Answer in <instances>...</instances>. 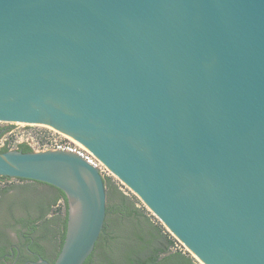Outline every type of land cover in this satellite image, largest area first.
Returning <instances> with one entry per match:
<instances>
[{"label":"water","instance_id":"95a60500","mask_svg":"<svg viewBox=\"0 0 264 264\" xmlns=\"http://www.w3.org/2000/svg\"><path fill=\"white\" fill-rule=\"evenodd\" d=\"M0 122L67 137L199 263L264 264V0H0ZM0 177L64 194L52 264H83L98 168L14 149Z\"/></svg>","mask_w":264,"mask_h":264},{"label":"trees","instance_id":"16d2710c","mask_svg":"<svg viewBox=\"0 0 264 264\" xmlns=\"http://www.w3.org/2000/svg\"><path fill=\"white\" fill-rule=\"evenodd\" d=\"M9 130V126L0 127V137ZM8 150L7 147L0 148V152ZM18 150L31 152L24 145H20ZM9 180L0 177V183ZM104 182L107 198L104 226L92 254L83 264H197L161 222L141 205L136 196L124 194L111 178L104 179ZM18 188L14 191L15 197L10 199L9 193L15 189L14 185L0 186L1 221H10L19 208L42 209V215L31 222L28 232L40 230L58 255L64 242L67 221L64 194L54 187H49V192L40 195L32 188ZM60 199L65 204L64 217L49 216L51 206Z\"/></svg>","mask_w":264,"mask_h":264},{"label":"flooded vegetation","instance_id":"af4514ba","mask_svg":"<svg viewBox=\"0 0 264 264\" xmlns=\"http://www.w3.org/2000/svg\"><path fill=\"white\" fill-rule=\"evenodd\" d=\"M34 184L51 187L38 182ZM42 211L38 207H24L9 222L0 219V264H34L40 260L52 264L55 261L57 252L44 239L40 230L28 232L31 222L38 219Z\"/></svg>","mask_w":264,"mask_h":264},{"label":"built area","instance_id":"2783aa9c","mask_svg":"<svg viewBox=\"0 0 264 264\" xmlns=\"http://www.w3.org/2000/svg\"><path fill=\"white\" fill-rule=\"evenodd\" d=\"M9 125L10 130L7 132L9 138L4 141L1 148L7 147L9 150H14L18 149L20 145H24L31 151L56 150L71 152L81 157L91 166L98 168L103 179L112 176L95 157L51 128L20 123H9Z\"/></svg>","mask_w":264,"mask_h":264},{"label":"rangeland","instance_id":"374dc122","mask_svg":"<svg viewBox=\"0 0 264 264\" xmlns=\"http://www.w3.org/2000/svg\"><path fill=\"white\" fill-rule=\"evenodd\" d=\"M7 126H10L9 123H1L0 122V127H7ZM9 138V135H7V133H5L4 135H2L0 137V148L2 146V144L4 143L5 140H7ZM117 185L118 187L120 188V190L126 194V195H134L128 188H126L122 183H120L113 175L110 177ZM5 184H12L14 185L15 189H12V191H10L9 193V198L12 199L13 197H15V190L17 188V190H19L18 187H21V186H24L25 188H32V189H35L38 194H43V193H47L49 192V187H46V186H43V185H37V184H33L32 182H29V181H24V182H20L18 181L17 179H11L9 180L8 182H4V183H0V186H4ZM38 196V195H37ZM135 196V195H134ZM137 198V197H136ZM138 199V198H137ZM139 200V199H138ZM140 201V200H139ZM141 205L144 206V204L140 201ZM145 207V206H144ZM146 208V207H145ZM20 209V208H19ZM16 210L17 211H19ZM147 211H149L147 208H146ZM50 215L49 216H59L60 218H63L64 215H65V204H64V201L63 200H58L56 201V203H54L51 208H50ZM150 212V211H149ZM55 215H54V214ZM151 213V212H150ZM152 214V213H151ZM153 215V214H152ZM154 216V215H153ZM55 220V218H54ZM7 222H9V220H7ZM177 241V240H176ZM178 242V241H177ZM178 245L180 247H182V249L185 251V252H188L187 249L180 243L178 242ZM189 253V252H188ZM190 254V253H189ZM191 255V254H190ZM192 256V255H191ZM193 257V256H192ZM194 258V257H193ZM194 260L197 262V264H201L199 263L195 258Z\"/></svg>","mask_w":264,"mask_h":264}]
</instances>
